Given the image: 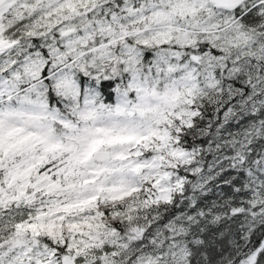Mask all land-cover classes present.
<instances>
[{
	"label": "snow or ice",
	"instance_id": "1",
	"mask_svg": "<svg viewBox=\"0 0 264 264\" xmlns=\"http://www.w3.org/2000/svg\"><path fill=\"white\" fill-rule=\"evenodd\" d=\"M0 264H264V0H0Z\"/></svg>",
	"mask_w": 264,
	"mask_h": 264
}]
</instances>
